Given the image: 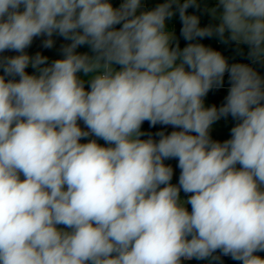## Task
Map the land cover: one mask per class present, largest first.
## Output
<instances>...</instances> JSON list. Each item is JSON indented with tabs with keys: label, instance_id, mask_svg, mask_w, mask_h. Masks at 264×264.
<instances>
[{
	"label": "clouds",
	"instance_id": "1",
	"mask_svg": "<svg viewBox=\"0 0 264 264\" xmlns=\"http://www.w3.org/2000/svg\"><path fill=\"white\" fill-rule=\"evenodd\" d=\"M257 66L264 0H0V264H264Z\"/></svg>",
	"mask_w": 264,
	"mask_h": 264
},
{
	"label": "rangeland",
	"instance_id": "2",
	"mask_svg": "<svg viewBox=\"0 0 264 264\" xmlns=\"http://www.w3.org/2000/svg\"><path fill=\"white\" fill-rule=\"evenodd\" d=\"M158 2L159 0H145V7L151 8ZM54 40H55V44L52 49H43L41 46V39L40 38L35 39L31 48H29L27 51L29 52V54H32V55H34L36 52H41L43 55H46L49 57V62H51L54 59L61 58L60 48H61V45L66 42L61 37H54ZM78 51L85 52V51H88V49L87 47H82L78 49ZM225 95L226 94L221 90L216 91V92H211L209 93V96L207 97L206 104L215 103L219 105L222 102L223 97ZM233 124H234V121H232L231 118H229L228 120H221L217 122L213 126L214 128L213 133H212L213 138L220 140V141L230 138V129L233 126ZM166 163L171 164L173 166L174 168L173 180L177 183L178 176H179V169L176 168L177 161L170 160V161H166ZM181 195L183 197V193ZM258 254L264 257V252H261ZM185 264H199V262H195L192 260V261H186ZM222 264H226L224 257H222Z\"/></svg>",
	"mask_w": 264,
	"mask_h": 264
},
{
	"label": "trees",
	"instance_id": "3",
	"mask_svg": "<svg viewBox=\"0 0 264 264\" xmlns=\"http://www.w3.org/2000/svg\"><path fill=\"white\" fill-rule=\"evenodd\" d=\"M113 3L114 4H118L119 0H113ZM189 11H192V9H190ZM199 14L201 16V24L202 25H206L207 23L210 22V17L206 13L201 12ZM174 23L176 25V31H177V33H179V28H180L179 20L178 19L174 20ZM203 42L205 44H207V45L212 46L213 48H215L217 50H220L225 56L229 57L230 60L234 59L235 61L249 63V61L246 59V57L236 55L235 46L234 45H230V46L222 45L214 38L213 39H207L206 38ZM184 43L185 42L183 40H181V45L182 46H183ZM257 68L261 72V74L264 75V67L257 66ZM29 71H31V69H29ZM225 87H228L227 77H225ZM161 127L162 126L158 125L155 128H150L149 125L147 123H145L144 126H143V129L146 132H150L152 134H155V132L161 130ZM167 130L171 131V129H167ZM172 182L176 183L174 180ZM224 258H225L226 264H241L240 262L233 261L230 257H224ZM193 261L199 262V264H208L207 261H196V260H193Z\"/></svg>",
	"mask_w": 264,
	"mask_h": 264
},
{
	"label": "crops",
	"instance_id": "4",
	"mask_svg": "<svg viewBox=\"0 0 264 264\" xmlns=\"http://www.w3.org/2000/svg\"><path fill=\"white\" fill-rule=\"evenodd\" d=\"M221 91H223L225 94L227 92V87H224L223 89H220ZM101 144H103V141H99Z\"/></svg>",
	"mask_w": 264,
	"mask_h": 264
},
{
	"label": "water",
	"instance_id": "5",
	"mask_svg": "<svg viewBox=\"0 0 264 264\" xmlns=\"http://www.w3.org/2000/svg\"><path fill=\"white\" fill-rule=\"evenodd\" d=\"M207 263H208V261H207Z\"/></svg>",
	"mask_w": 264,
	"mask_h": 264
}]
</instances>
